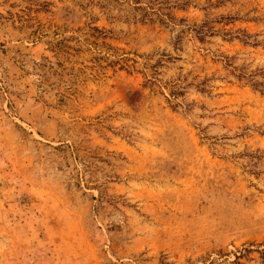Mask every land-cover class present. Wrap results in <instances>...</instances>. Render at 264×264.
I'll return each mask as SVG.
<instances>
[{
    "label": "rangeland",
    "instance_id": "374dc122",
    "mask_svg": "<svg viewBox=\"0 0 264 264\" xmlns=\"http://www.w3.org/2000/svg\"><path fill=\"white\" fill-rule=\"evenodd\" d=\"M263 252L264 0H0V264Z\"/></svg>",
    "mask_w": 264,
    "mask_h": 264
},
{
    "label": "trees",
    "instance_id": "16d2710c",
    "mask_svg": "<svg viewBox=\"0 0 264 264\" xmlns=\"http://www.w3.org/2000/svg\"><path fill=\"white\" fill-rule=\"evenodd\" d=\"M169 16V15H168ZM163 23H164V21H163ZM207 24L205 23V24H203L202 26H200V27H197V29H195V32L197 33V35H198V37H199V39L201 40V41H203L204 39H205V37L208 35V34H214L215 33V31L213 30V29H211L210 27H208V26H206ZM208 27V28H207ZM245 36H248L249 37V35H247V33H243ZM225 36H232V34L231 33H226L225 34ZM155 67V66H154ZM182 93H180V92H178V91H172L171 92V95L173 96V98H177L178 96H180ZM249 249L248 248H246V249H244V251L247 253V252H249L248 251ZM245 255H244V253H241L239 256H237L236 258H237V260H239V259H241V258H243ZM262 257L264 258V252L262 253ZM238 264H241L240 262H238Z\"/></svg>",
    "mask_w": 264,
    "mask_h": 264
}]
</instances>
